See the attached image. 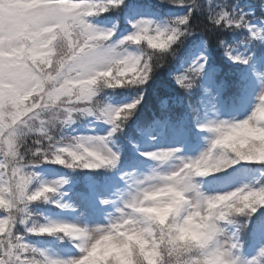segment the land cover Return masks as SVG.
Returning <instances> with one entry per match:
<instances>
[{
    "label": "snow or ice",
    "instance_id": "1",
    "mask_svg": "<svg viewBox=\"0 0 264 264\" xmlns=\"http://www.w3.org/2000/svg\"><path fill=\"white\" fill-rule=\"evenodd\" d=\"M0 264H264V0H0Z\"/></svg>",
    "mask_w": 264,
    "mask_h": 264
},
{
    "label": "trees",
    "instance_id": "2",
    "mask_svg": "<svg viewBox=\"0 0 264 264\" xmlns=\"http://www.w3.org/2000/svg\"><path fill=\"white\" fill-rule=\"evenodd\" d=\"M155 105V96L152 91L149 92L147 102L145 104V109H151Z\"/></svg>",
    "mask_w": 264,
    "mask_h": 264
}]
</instances>
